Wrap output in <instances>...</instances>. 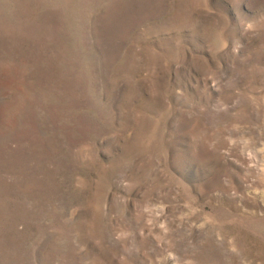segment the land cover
I'll return each instance as SVG.
<instances>
[{
  "label": "rangeland",
  "instance_id": "374dc122",
  "mask_svg": "<svg viewBox=\"0 0 264 264\" xmlns=\"http://www.w3.org/2000/svg\"><path fill=\"white\" fill-rule=\"evenodd\" d=\"M0 264H264V0H0Z\"/></svg>",
  "mask_w": 264,
  "mask_h": 264
}]
</instances>
